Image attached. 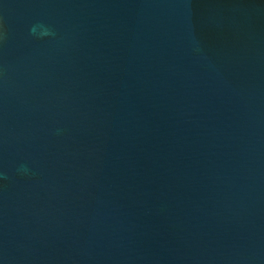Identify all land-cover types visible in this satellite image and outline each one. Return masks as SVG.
Wrapping results in <instances>:
<instances>
[{
	"label": "water",
	"instance_id": "water-1",
	"mask_svg": "<svg viewBox=\"0 0 264 264\" xmlns=\"http://www.w3.org/2000/svg\"><path fill=\"white\" fill-rule=\"evenodd\" d=\"M0 264H264V0H0Z\"/></svg>",
	"mask_w": 264,
	"mask_h": 264
}]
</instances>
